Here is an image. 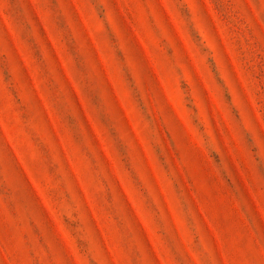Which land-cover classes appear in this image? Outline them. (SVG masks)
Returning a JSON list of instances; mask_svg holds the SVG:
<instances>
[{
    "label": "rangeland",
    "instance_id": "obj_1",
    "mask_svg": "<svg viewBox=\"0 0 264 264\" xmlns=\"http://www.w3.org/2000/svg\"><path fill=\"white\" fill-rule=\"evenodd\" d=\"M0 264H264V0H0Z\"/></svg>",
    "mask_w": 264,
    "mask_h": 264
}]
</instances>
